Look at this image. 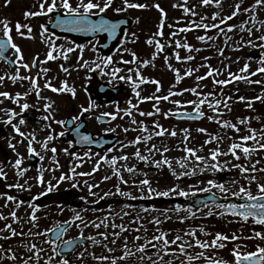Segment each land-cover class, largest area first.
I'll use <instances>...</instances> for the list:
<instances>
[{
    "label": "snow or ice",
    "instance_id": "snow-or-ice-1",
    "mask_svg": "<svg viewBox=\"0 0 264 264\" xmlns=\"http://www.w3.org/2000/svg\"><path fill=\"white\" fill-rule=\"evenodd\" d=\"M10 0H5L7 5ZM38 9L36 11H25V19L31 17H47L49 24L53 28H59L66 32L72 33H88L95 36V34L106 33L109 41L117 38L118 32L121 30V26L127 23L125 19H113L108 17L107 13L112 11L116 14L126 13L129 9H144L149 7L145 3H136L133 0H120V5H116V0H37ZM223 0H199L200 7L214 6L218 9L222 8ZM152 7L156 8L160 12V20L157 25V31L154 32L147 40L146 44L154 46V51L151 52V59L142 58L137 52L125 45L131 43L135 44L139 37L135 32L128 33L124 31V38L119 41V47L111 55H101L96 53V57L93 60H87L84 58V52L86 46L84 44H74L69 42L71 46L65 47L56 43L55 32H49L48 26L45 24L40 25V38L46 45L47 51L44 60L39 59V55L33 57L28 62L25 60L23 50L19 44L15 42L12 35L13 28L10 21L5 18L0 20V26H2V36H0V60L5 61L9 66H15L12 74L5 73L0 75V85L4 84L5 80H10L13 84L18 82L27 81L28 90L24 92H16L14 95L8 91H0V104L4 103V100H10L13 104L18 105L19 111L13 108H0V112L4 114L0 117V123L10 126L15 135L8 138V147L15 154L14 160H8L7 164L4 161H0V180L7 181L8 172L5 170L10 165L12 171L15 174L14 183H5L6 189H16L18 192L31 191L32 185L29 183V178H25L26 174L30 171V167H25V156L18 150L17 145L22 144L27 151V158H38L40 162L46 159V154L50 152L51 166L48 169H44L43 165L37 168V175L34 178L37 184L46 185V188L38 193L36 196H32L30 200L20 199L16 195L10 194L8 191L0 192V200L3 203L0 204V221H5L4 226L0 228V240L8 241L15 237H24L28 235L30 237H44L43 244L49 245L51 255L46 257L42 256L45 252L43 247L38 246L35 242H25L21 240L17 250H13L12 247L4 248V245L0 244V261L11 260L18 261L19 264H40L41 259H44V264H74L73 260L69 258V252H71L75 261L78 264H85V256L90 255L96 264H120L121 261L131 259H138L140 264H145V261H150L151 264H174L175 261H179V264H264V246L256 244L254 251H246L248 245L243 241L260 240L264 241V231H258L255 228L252 229V234L244 236L243 230L241 234L237 235L233 232L231 235L223 232L210 233L203 226L189 227L188 229L180 230L174 234L171 231H164L161 225L166 220H170L172 217L170 212L175 213L180 221L184 223L189 219H197V212L201 211L200 208L193 210V205L184 207L180 204H175L170 208L156 209L155 207L149 208L144 205H140V212L145 214L150 211H159L164 220H161L159 216H153L149 223L155 225V231L149 238L147 236L148 228L142 222L144 217L139 213L131 219L128 224L115 223V218L119 217L121 220L124 217L131 215L129 211L125 209L135 208L130 203L132 200H152L155 197H169L171 194H176L182 197L195 196L197 192L215 193L212 189H217L228 200L226 203H216L213 201V206L208 208L207 212L202 215L210 217L216 215L218 217L232 216L238 218L236 221L248 223L251 221L254 225H260L264 227V179L261 178V173H264V167H258L262 163L260 159H253L254 156H258L261 152H264V125H261L259 129L251 127V117H237L236 122L233 123L231 119L223 118L226 113L232 111L231 102L233 97L225 94V86L238 81H243L247 84L264 85V79L253 80L252 77L260 75L264 77V20L258 19L259 12H264V0H253V2L245 6V0H237L232 11L228 15H222L221 11L212 12L209 17L207 14L202 15L196 10V5L191 7L188 5V0H184L183 3L173 4L174 8L182 9L186 17L190 16L198 19H189L187 24L183 27L175 28L169 33V38L166 42H162L161 38L164 37V27L167 17V13L160 6L159 3L153 4ZM52 14V15H50ZM247 14L248 19L242 20L239 25L229 24L228 21L233 20L241 15ZM95 17V18H94ZM211 20V23L207 22ZM135 23H139V18H136ZM180 21H177L179 24ZM223 25L224 27H221ZM251 25V26H248ZM169 28H174L169 24ZM26 29V31H25ZM203 30V35H197L196 39L204 44H209L210 47H215L214 41L218 36H224L225 46L232 40V36L228 33H232L235 30L247 33V39L241 37L239 41H236L232 46L233 51H239L243 47L250 49H260L259 57L248 56L243 67L239 69L237 73H233L230 70L229 65H225L224 69L213 68L211 64L206 63L211 57H203L204 64L198 65L193 68L187 66L184 68L183 73L180 68L174 67L170 62V56L164 55V63L168 70L173 72L175 76V83L169 88L167 95H156L161 91V82L158 79L144 76L142 69L151 65L156 67L155 60L157 57L165 51L166 47H173L171 56L175 58L178 63L187 65L188 62L195 59L191 54L193 51L200 52L204 49L194 47L187 42L186 37L182 41L179 37L181 33H188L193 30ZM215 29L216 35H209L208 33ZM16 34L23 39H35L33 35V29L28 23L17 22L15 25ZM256 33H262L256 35ZM259 41V43H257ZM91 45V50L96 52V44ZM105 47L108 45L105 44ZM183 48L188 55L181 56L179 49ZM79 51V55L76 56V70L85 69L88 73H93L99 70L101 76H107L109 78L108 83L113 85L114 83L123 82L128 85L131 93L136 99V103H133L132 99L127 101L129 107L121 108L119 104L116 105L115 112H103L100 116L96 117V120L100 123H110L118 118L124 119L125 116L130 118V125L123 127L125 134L129 132H136L137 135L125 141L117 140L116 144L108 147L104 155L99 153H92L91 150L85 151L83 156L76 152H70L69 148L58 149L54 144L50 147V143L56 140L58 137H63L69 129L65 128L63 131L54 134V130L44 137L43 140H38L36 130L31 132H25L21 126L27 124L25 113L30 108L35 107L28 102L27 98L35 93L37 101L45 100L43 110L47 115L41 117L42 120L50 121L47 128H52V122L64 126L66 124H74L75 127L71 129L76 135L75 143L79 145H92L103 144L104 141L94 139L93 136L82 133L80 131L83 126L79 123L81 115L83 113L93 112L98 107L96 102L91 98L87 101V106L81 105L80 114L73 115L70 120H55L53 116V104L49 98L42 95V89L39 84V79H44L43 88L50 89L55 93H70L73 98L76 96V88L70 86L67 80H63L59 87L54 86L51 80L47 77V73L50 71L48 67H40L39 71L33 75L31 70L37 68L38 65H45L48 61H56L61 59L68 61L71 57L70 54H74ZM224 48H217V52L220 56L224 55ZM12 52L15 56L14 59L10 58L7 53ZM124 54L131 56V59H124ZM119 55V61L115 57ZM230 59V58H229ZM239 57L236 62L239 63ZM255 59L257 67L252 70L251 63ZM125 66L134 65L135 67L121 68L119 65ZM207 68V72L204 75H197L195 77L196 84L191 88H184L175 90L177 84H179L185 77H192L195 73L199 72L200 68ZM60 68L65 73H69V68L64 64L60 65ZM21 69L27 72V75L21 74ZM223 71H227L228 79H220ZM126 73V74H121ZM211 79L213 90L204 92L202 89L207 85H203L201 82ZM144 84L155 85L154 93L152 95L143 96L141 94V86ZM103 91V88H101ZM239 92V89H236ZM185 93H191L196 99L189 100H177L170 99L176 96H183ZM238 102L245 103L246 108H253L255 101L264 102V89L261 94L248 98L244 95L236 96ZM144 101H155L152 104V111H142L139 109L140 103ZM161 101H168L175 106L168 111H163L159 104ZM192 106V112L187 111L188 106ZM211 112L208 114L204 111V107ZM134 111L141 117H153L162 115L165 119L169 117H175L176 119H188L199 120L206 118L208 121L215 122L221 129L231 130L236 133L235 136H228L219 133H209L206 128L200 127L196 131L204 134L206 138L203 143L198 147L190 146L192 140L191 130L189 128H182L179 131L173 126L172 128L164 127L158 120H153L152 124H147L144 120H137L134 116ZM123 112V115L120 113ZM102 117H110L109 121H104ZM259 120L260 117H255ZM243 130L246 132L244 135H240ZM120 127V125H117ZM105 132H115L116 128L108 127L104 129ZM181 136L180 142L175 145V149L184 153L181 157L169 158L166 154L171 152L173 148L169 147L166 143H163V139L166 137L175 138ZM16 136L20 137V140L16 143L13 141ZM231 141L227 150L221 148V144L225 141V138ZM155 138H161V143H153ZM26 142V143H25ZM71 147L72 141H69ZM215 144V147H208ZM35 145H39L42 151H38ZM141 145L143 148H141ZM134 148L135 150L129 154L125 151L127 148ZM58 151H63L66 155L70 156L75 163L69 167L68 172H62L58 177L55 176V171L60 167L57 159ZM206 155H200L201 152H205ZM42 152L44 154H42ZM119 152V155H109V153ZM159 157L158 159L156 157ZM230 156L231 160H220V157ZM84 158L89 161L94 159V165L89 172H78L76 169L84 163ZM135 159L138 162L144 163L146 166L155 167L158 170H162L167 167L172 176L179 180L182 177H197L211 173L215 176L220 172H231L232 170H238L239 178L233 177L228 181H220L217 179H207L205 181H199L201 184H206L205 187H198L197 185H189L188 190H184L179 185H173L172 187L160 191L152 187V182L148 179V173L142 172L139 169L138 164H130L129 161ZM173 161L178 165L181 171H177L173 167ZM235 161V162H234ZM243 161V162H241ZM107 165L111 171L110 175L102 177L100 182L90 183L88 180H84L83 184L88 189L89 196H97L98 194L93 191L94 188H98L100 183L108 181L115 177L116 183L113 185L114 191H106L99 199L89 201L87 197H80L85 201L89 207L83 209H71L73 215L64 221H57L53 226L45 228L41 231H36L39 227L40 217L38 212L42 207L36 201L41 196L51 193L64 181H71L72 188L79 187V177H92L94 173L99 171L103 166ZM45 171H49L53 174L52 180L45 179ZM128 173L133 179L131 182L124 177V173ZM143 175L144 179L137 180L136 176ZM23 181V182H21ZM243 181V182H242ZM138 189L141 195L139 197L134 196L131 191H125L121 185H129ZM255 185V192L252 191V185ZM238 186V187H236ZM235 188V190H233ZM120 196L125 198L126 202L121 207V212L116 213L113 205L109 204L107 207V214L103 218L97 217L96 220L87 219L82 213L88 211L96 212L100 209L98 207H90V205H99L101 200L107 197ZM229 197H235L239 202L232 201ZM21 207H25L26 219H22L18 215V210ZM60 213L64 212V207L58 205ZM204 207H208L207 204ZM3 209H9L5 214ZM218 209V210H216ZM181 212H186L187 215H179ZM27 223L30 227L25 233L23 225ZM14 224H19L20 228L14 227ZM133 225H137L133 227ZM75 227L79 230V234L76 237L65 239V234L70 228ZM88 228L96 229L95 235L89 234L85 236V230ZM104 229V231H101ZM111 229V232H109ZM144 233L141 235L140 233ZM7 233V234H5ZM52 234V238H49L48 234ZM124 233H132L131 239ZM202 234L205 237H211V239H201L198 235ZM171 236V239H169ZM99 237V238H97ZM123 239L121 240V238ZM143 240V243L140 241ZM86 242H90L93 246H99L105 250L108 255L103 253L97 254L95 251L88 252L85 247L80 250L81 245ZM131 245V246H130ZM231 245L232 260H225L219 256V250L227 248ZM23 249V252H20ZM135 249V251L133 250ZM189 249L193 251L190 252ZM199 249V251H195ZM121 251V255H114L117 251ZM151 250V251H150ZM19 252V254H18ZM30 253V255H26ZM137 253L140 255L137 256ZM153 255L157 259H153ZM167 257V259H166Z\"/></svg>",
    "mask_w": 264,
    "mask_h": 264
},
{
    "label": "rangeland",
    "instance_id": "rangeland-1",
    "mask_svg": "<svg viewBox=\"0 0 264 264\" xmlns=\"http://www.w3.org/2000/svg\"><path fill=\"white\" fill-rule=\"evenodd\" d=\"M133 2L136 3H145L147 5H149V7L144 8V9H140L139 13L138 12H133V13H129L131 14L132 18L134 19V21H136V18H139V23H135V26L128 32H135L136 35L139 37V39L137 40V42L135 44H127L125 45L128 48H131L133 50H135L137 52V54L139 55V49L141 48L142 44H145L144 41H146L157 29V25L159 24V20H160V12L152 7L153 4L159 3L160 6L165 10V12L167 13V17H166V21L173 25L176 21L173 20V16L177 17L180 16L182 18L185 19V24H187L189 19H198V17L193 18V17H186L182 11V9L180 8H174L173 4H178V3H183L184 0H133ZM237 2V0H223V4H222V8L218 9L214 6H209V7H200L199 6V0H188V5L191 7L192 5H196V10L198 12H200L202 15L207 14L209 17L211 16L212 12L214 11H221L222 15H228L231 13L232 8L234 7L235 3ZM253 2V0H245V6L251 4ZM116 5L119 6L120 5V0H116ZM38 9V3L37 0H10V2L6 5L5 4V0H0V20H3L5 18H7L10 21V24H14V26L16 25L17 22L20 23H28L30 24L33 29V35L35 36V39H28V41L36 44L38 41H41L40 38V27L36 28V25L38 24L37 21L42 20L43 17H31L29 19H25L24 17V13L25 11H36ZM134 11V10H133ZM111 13V11L108 12V14ZM113 14V13H111ZM116 14V13H115ZM122 13L116 14V15H121ZM248 19V15L244 14L242 15L241 20H235L233 18V20L228 21L229 24H236L239 25L240 22L242 20H246ZM258 19L260 20H264V12H259L258 15ZM174 21V22H173ZM173 22V23H172ZM209 23H211V20L209 19V21H207ZM174 26V25H173ZM251 26V25H248ZM181 27V26H180ZM183 27V26H182ZM221 27H224L223 25H221ZM168 28V26H167ZM178 28V27H176ZM174 28H169L170 32L171 30H174ZM0 33H2V26H0ZM26 31V29H25ZM235 31H239L238 29ZM204 31L201 30H194L193 34L189 35L186 39H188L189 43L192 44L194 47H198V48H203L205 52H203L201 54V56L199 58H197L195 61H199V65L204 64L205 61L202 59L203 57H211L210 60H208L206 63L211 64V66L213 68H220V69H224L225 65H229L230 68L228 70H230L233 73H237L239 71V69L241 67H243V64L246 62L247 58L249 55L258 58L259 57V53H260V49H250L248 47H243L241 48L239 51H233L232 50V46L235 44L236 41H239L241 39V37H244V39H247V33L246 32H242V34H240V36L236 39L233 38L234 33H228V35L232 36V40L228 42V45L225 46L224 43V36L220 35L217 37V39L214 41L215 43V47H210L209 44L213 43V42H209V44H203L202 42L198 41L196 39L197 35H203ZM209 35H216V30L213 29L211 30L209 33ZM262 33H256V35H260ZM183 33L180 34V39L183 41ZM21 38V37H20ZM169 38V35H167V39ZM166 39V40H167ZM32 43H29L27 41H24V52H25V60L27 59L29 62L32 60V56L30 55V52H28V48L32 47ZM43 43V42H42ZM142 43V44H141ZM257 43H259V41H257ZM27 44V45H26ZM28 46V48H27ZM145 47L147 46L148 51L147 54L151 53L153 50V46H149L148 44L144 45ZM174 47V45H173ZM173 47H169L171 48L170 54L173 51ZM168 48V47H166ZM217 48H224V55L220 56L217 52ZM38 48L33 47V51L34 53H38L37 51ZM180 52L182 51V56H186L188 55V52H184L183 48L179 49ZM114 52V51H113ZM112 52V53H113ZM111 53V54H112ZM195 53V51H193V54ZM110 54V55H111ZM181 54V53H180ZM45 55L40 54V58H44ZM84 56H86L84 54ZM142 58L145 59H149L148 56L146 55H142ZM164 56H159L156 60H155V65L156 67L153 69V73L152 76L147 75L146 73V69H149V67L151 65H149L147 68L142 69V73L144 76L153 78V74L155 75H167L168 74V69L165 66L164 63ZM237 57H239V63L236 62ZM161 58V59H159ZM230 58V59H229ZM87 60H92L93 58L88 56L86 58ZM115 59L117 61H119V55H117L115 57ZM124 59H131V56L128 54H124ZM194 61V60H193ZM212 62V63H211ZM193 63V62H192ZM191 63V64H192ZM194 65V63H193ZM186 65H182V73L183 70L185 68ZM198 66V65H197ZM194 66L193 68L197 67ZM121 68H123V66H120ZM127 67H135L134 65H128L125 66L124 68L126 69ZM257 67V63L255 61V59L252 61L251 63V68L252 70H255V68ZM54 69H56L54 67ZM82 71V69H80V72ZM206 72L207 68L201 67L199 70V74L202 72ZM5 73H9L11 74L5 67H3L0 64V75H4ZM86 74H91L88 73L87 71L83 73L81 78H75V72L72 75H69L68 77L64 76L63 74H59L57 76L51 74L48 75L47 77L49 79H60L59 82L63 81V80H67L70 86H74L76 88V94L78 99H73V101H69V99L67 98V96L65 95H61L59 98L56 97V94H50V92L48 91H42V94L44 97H47L50 99V101L54 102L53 104V110H58L63 107L62 105H66L67 106V110H69V105L70 104H76V105H84L85 104V84H84V78H86ZM97 73H92V75H95ZM121 74H126V73H121ZM25 75V73L23 74ZM197 75V73H196ZM222 75H226L227 71H223ZM86 76V77H85ZM105 78V80H109V78L107 76H103ZM223 77V76H222ZM253 80H257V79H264V77L257 75L255 77H252ZM182 81H184V84L182 86V89L184 88H191L193 86H195L196 84V79L194 76L192 77H185ZM210 81V80H208ZM9 82H11L10 80H5L4 84L0 85V91H8L10 94L14 95L16 92H24L28 90V86H22V85H10ZM175 83V81L173 82V84ZM203 85H207L206 88H203L202 90L204 92H208V91H212L211 87V83L209 84H205V82H201ZM120 85H122L123 87H125L126 89H129L128 85L120 82ZM172 84V85H173ZM147 84H144L141 86V94L143 96H148V95H152V93L150 91H148L146 88H144V86ZM178 85V84H177ZM56 86H60V83H57ZM239 89V92H236V89ZM262 89H264V85H257V84H247L243 81H238V82H233L231 85H229L228 89H225L227 91H225L226 95H230L233 97V100L231 102V106H232V111L230 113H226V115L223 117L225 119H231L233 123L236 122V118L237 117H251L252 119L250 120V124L251 127L253 128H257L259 129L261 127V125H264V102L262 101H255L253 104V108L249 109L245 107V103L243 102H238L236 100V96L238 95H244L248 98H252L254 96L260 95ZM64 94V93H63ZM66 95H70V93H66ZM51 98H53L51 100ZM3 99V98H0ZM62 99V100H61ZM172 99V98H170ZM173 99H177V100H189V99H196L195 96H193L191 93H185L183 96L180 97H174ZM28 102L32 105H35V107L30 108L29 110H27V112H30L31 110H35L36 112H43V114L41 115V117L47 115V113H45L43 111V105L45 102V100H41V102H37L36 100H34V95L31 94L28 98H27ZM133 101L136 103V99L135 97L133 98ZM155 103V101H144L143 103H140L139 105V109L142 111H152V104ZM98 107L96 108V110L99 108H101L103 111L109 112L111 111L112 106L109 103H104V104H97ZM159 107L162 108L163 111H168V109L170 108H175V106L173 104H171L168 101H161L159 104ZM190 110L188 111H192V106H188ZM0 108H13L16 111H19V107L16 104H13L10 100H4L3 104H0ZM204 111L207 112L208 114H211V112L207 109V107H204ZM69 115V111L66 114H63L62 116H67ZM4 114L2 112H0V117H3ZM61 116V117H62ZM259 116L260 119L256 120L255 117ZM41 117H39L41 119ZM135 118L137 120H144L147 124L151 125L153 120H158L164 127L166 128H172L173 126L177 129V131H179L182 128H189L191 130L192 133V137L194 138L192 140V143L190 146L193 147H198L200 144L203 143L204 139L206 138V136L204 134H201L199 132L196 131L197 128L203 127L206 128L208 130L209 133H219L221 135H225V133L227 132L228 136H235L236 133H234L231 130H225V129H221L220 126L218 124H216L215 122H211L208 121L206 118L196 122H187V121H183L182 123H177L174 121L173 117H169L167 119H165L162 115H157V116H153V117H141L138 115V113L136 112V116ZM42 120V119H41ZM44 121V126L43 128L36 132L37 135V139L38 140H43L44 137L49 133V131L54 130V134L60 132V127L59 124H56L54 122H52V128L49 129L47 128V125L50 123V121ZM22 130L25 132H31L33 131L31 129V125L27 122L26 125L21 126ZM123 127H128V126H124V125H120V127H117L118 131L123 132ZM242 127V131L240 133V135H244L246 134V132L243 130V126ZM120 129V130H119ZM15 135V133H13L12 129L10 126L4 125L2 123H0V160L4 161L5 164H7L8 160H14L15 159V154L12 152V150L8 147V138L10 136ZM137 135L136 132H131L128 136H121V141H127L129 139L134 138ZM181 136H177L175 138L172 137H166L163 139V143H166L169 147L173 148V150L169 153H167L166 155L169 158H173V157H181L184 155L183 152L178 151L175 149V145H177L180 140H181ZM17 141H19V136H16V139L13 141V143H16ZM161 138H155L153 140V143H157L160 144ZM231 143L230 140L227 139V136L225 138V141L221 144V148L223 150H227L228 145ZM55 145L58 149H63V148H69V151L71 149V147L68 144L62 143L59 138H57L56 140H54L53 142L50 143V147L52 145ZM215 144L209 145L208 147H215ZM18 150L25 156V163L24 166L28 167L29 165V161L27 159V153L26 150L24 148V146L22 144H18L17 145ZM35 147L37 148L38 151H42L39 147V145H35ZM141 148H143V146L141 145ZM135 149L134 148H127L125 149V151L129 154H131ZM70 152H74V151H70ZM79 155L83 156L84 152H76ZM42 154H44L42 152ZM119 152H114V153H109V155H119ZM206 151L205 152H201L200 155H206ZM51 153L48 152L46 154V159L43 162H40L38 164L37 167L32 168L30 167V171L26 174L25 178H29V183L32 185V189L31 191H24V192H18L16 189H7V191L12 194V195H16L18 196L20 199L23 200H30L32 196H36L38 193H40L41 191H43L46 188V185H39L36 183V181L34 178L37 175V171L36 169L41 167V164L43 165L44 169H48L51 166V161H50V157H51ZM100 155H104V154H100ZM157 159L159 158L158 156L156 157ZM57 159L59 161L60 167L58 169H56L55 171V176H59L62 172L66 173L68 172L69 167L73 166L75 163H77L76 161H74L70 156L66 155L63 151H58L57 153ZM232 158L230 156L225 157L222 156L220 157V160H231ZM253 159H260L262 161V163L260 165H258V167H264V152H261L258 156H254ZM84 163L81 164V166L79 168H77L76 170L78 172H89L91 171L93 165H94V159L92 161H89L87 158H84ZM235 162V161H234ZM243 162V161H241ZM130 164H138L139 165V169L142 172H147L148 173V179L151 180L152 182V187L156 188L160 191H164L170 187H172L173 185H179L180 188L184 189V190H188V186L189 185H197L198 187H205L206 184H201L199 183V181H205L207 179L213 178V179H217L220 181H228L233 177H237L239 178V172L238 170H232L231 172H220V173H216L215 176H213L211 173H205L201 176H199V178L197 177H182L179 180H176L170 170L167 167H164L162 170H158L155 167H149L146 166L144 163L142 162H138L135 159H132L129 161ZM173 167L176 168L177 171H181V169H179L178 165L175 164V161H173ZM5 170L8 172V178L7 181H3L0 180V192L2 191H6L4 185L5 183H14L15 182V174L12 171L10 165L8 167L5 168ZM111 171L108 168L107 165H103L99 171H97L96 173L93 174L92 177H79L77 178L79 180V187L77 188H72L71 184L73 182L71 181H64L61 184L58 185V187L56 188V190H54L51 193H47L44 196H41L39 198L38 201H36L37 203H39L41 206H46V207H42L41 211L38 212V216L40 217L39 220V227L36 229V231H41L45 228L51 227L54 225L55 222L57 221H64V220H68L72 215V211L71 209H83L85 207H89V205H87L85 203V201L81 200L80 197H87L89 201L91 200H95V199H99L100 196L103 195L104 192L106 191H114L113 189V185L117 182L115 177H113V179H110L108 181H104L103 183H100V186L98 188H94L93 191L96 192L98 195L93 197V196H89L88 195V189L84 186L83 181L84 180H88L90 183H97L100 182L102 177L105 175H110ZM261 176L262 179H264V173L258 174ZM53 174L49 171H45V179L46 180H52L53 183H55V180L52 179ZM124 177L125 179L129 180L131 182V180L133 179V177H131L128 173H124ZM135 179L140 180V179H144L143 175H138L135 177ZM23 182V181H21ZM243 182V181H242ZM122 188H124L125 191H131L132 194L134 196L139 197L141 195V193L139 192L138 189L132 188L131 187V183L127 186L125 185H121ZM238 187V186H236ZM235 190V188L233 189ZM256 188L255 185H252V191L255 192ZM212 192L215 193L216 195H219L221 197H224L217 189H212ZM205 192H197L196 195H200L203 194ZM181 198L182 196L176 195V194H171L169 197L166 198ZM191 197H182V198H189ZM230 198V197H229ZM235 198V197H233ZM127 201L125 200V198L120 197V196H112V197H107L104 200H101L99 205H90V207H98L100 210L96 211V212H92V211H88L86 213H82L83 215L86 216L87 219H91V220H96L97 217L99 218H103L104 215L107 214V207L109 204L113 205L114 207V211L116 213H120L121 212V207L124 203H126ZM3 203V200H0V204ZM58 205L63 206L64 207V212L60 213L58 210ZM175 205V204H174ZM77 206V207H76ZM76 207V208H75ZM172 206H170V204H165L164 207H158L157 209H165V208H170ZM214 207L212 206H208L204 209H202L201 211L197 212V219H189L187 221H185L184 223H180L177 215L175 213L170 212L169 215L172 217L170 220H166L164 221V223L161 225L162 230L164 231H171L173 234L177 231L180 230H184V229H188L189 227H197L200 225H203L207 231H209L212 234H215L216 232H223L225 234L231 235L233 232H235L237 235L241 234V229L243 230V235L244 236H249L252 234V229L255 228L258 231H264V227L260 226V225H254L251 223V221H249L248 223H241V222H232L229 223V221H236L238 218H231L229 216H223V217H218L216 215L210 216V217H205L202 214L207 212L208 208ZM218 210V209H216ZM4 213L7 214L9 209H3ZM125 211H129L131 213V215L124 217L123 220H121L119 217L115 218V223L120 224V223H124V224H128V222L133 219V217L136 216L137 213H139L142 217H144L143 219V223L146 225V227L148 228V233L147 236L150 238L151 235L154 233L155 231V225L149 223V221L152 219L153 216H159L161 220H164L163 215L159 212V211H150L149 213L145 214L143 212H140V207L139 208H129V209H125ZM18 215L22 218V219H26V215H25V207H21V209L18 210ZM179 215L184 216L187 215L186 212H181ZM5 221H0V228H2L4 226ZM14 227H16L17 229L20 228L19 224H14ZM137 225H133V227H136ZM25 233H27L28 228L30 227L29 224L25 223L23 225ZM101 231H104V229H101ZM109 232H111V229H109ZM96 233V229L94 228H88L85 230V236L92 234L95 235ZM7 234V233H5ZM79 234V230L76 229L75 227L71 228L66 234H65V239L68 238H72V237H76ZM141 235H144V233H140ZM124 235L129 236V238L131 239V235H133L132 233H124ZM201 239H211V237H205L202 234H199ZM99 238V237H97ZM123 239V237L121 238V240ZM169 239H171V236H169ZM21 240L25 241V242H35L38 244V246L43 247L45 249V252L42 254V256L46 257L47 255H51V252L49 250V245L43 244V240L44 237H30L28 235H25L24 237H15L11 240L8 241H4V240H0V244L4 245V248H8V247H12L13 250H17L19 247V244L21 242ZM140 243H143V240L140 241ZM243 243H246L248 245L247 249H245L246 251H254L255 250V246L256 244H261L262 246H264V241H260V240H252V241H243ZM131 246V245H130ZM87 248L88 252H92L95 251L97 254H105L108 255V253L103 250L101 247L99 246H93L90 242L87 245L81 246L80 250H83V248ZM231 245H229L227 248L219 250V256L225 260H232V256L230 254L231 252ZM135 251V249H133ZM0 251H2V249H0ZM23 249H20V252H23ZM151 251V250H150ZM190 252H192V249H189ZM195 251H199V249H196ZM19 254V252H18ZM122 252L121 251H117L116 253H114V255H121ZM26 255H30V253H26ZM140 254L137 253V256H139ZM69 258L73 260L74 264H78V262L75 261L74 257L71 255H69ZM154 260L157 259V257L155 255H153L152 257ZM167 259V257H166ZM0 264H19L18 261H11V260H3L0 261ZM40 264H44V259H41ZM85 264H96V262L92 259V257L90 255L85 256ZM120 264H140L138 259H129L126 261H121ZM145 264H151L150 261H145ZM174 264H179V261H175ZM197 264H201V262H197Z\"/></svg>",
    "mask_w": 264,
    "mask_h": 264
},
{
    "label": "flooded vegetation",
    "instance_id": "flooded-vegetation-1",
    "mask_svg": "<svg viewBox=\"0 0 264 264\" xmlns=\"http://www.w3.org/2000/svg\"><path fill=\"white\" fill-rule=\"evenodd\" d=\"M12 35H13V37H14V34L12 33ZM18 36V35H17ZM18 38H19V41H20V37L18 36ZM14 39H15V37H14ZM100 40H102V38H100V37H97V38H95V39H93L92 41H90L92 44H97L98 42H100ZM56 42H58L57 44H60V45H64L65 47H68V46H71L70 44H69V42H72L70 39H56ZM74 43V42H73ZM17 44H19L20 45V42H18ZM74 44H80V43H74ZM85 46H86V48H85V52H84V54L86 55V56H84V58L86 59L88 56H90V57H92L93 59H95V57H96V53L98 52V51H96V52H93L92 50H91V45H90V43L89 42H87V43H83ZM20 47L22 48V50L24 49L21 45H20ZM43 50H47V48H45V47H42V45H40L39 47H38V55L40 56V54H42L43 53ZM99 53V52H98ZM13 53L12 52H9L8 53V56L10 57V58H12V59H14L15 58V56H14V54L12 55ZM79 55V51H77L76 53H74V54H70V59L68 60V61H63V60H61V59H58V60H56V61H48L47 62V64H45V65H38V67L37 68H33V70L34 71H39V68L40 67H48L50 70L53 68V66L54 65H56V64H58L57 66H59V69H60V71L61 72H63L64 73V76H66V77H68L69 75H72L74 72H75V75H74V77L75 78H77V77H81L82 76V74L84 73V72H86V70L85 69H83L81 72H80V70L79 71H77L76 70V56H78ZM92 59V60H93ZM61 64H64L66 67H68L69 68V73H65L64 71H62L61 70V68H60V65ZM21 71H24L23 69H21ZM94 73H97V75H96V77H94V75H92L91 76V83H87L86 85H85V87H86V89H87V98L89 99V98H91L92 100H94L95 102H96V104H104V101L105 100H111V102H113L114 103V105H115V107H116V105L117 104H121L122 102H124V101H128L129 99H131L130 97H131V95H130V91H123L122 90V88L121 87H119V86H116L115 88L117 89V93L115 94V95H109V99H106V97L105 96H100V95H98L97 93H96V85L99 83V82H103L104 80L103 79H101V74H100V72H99V70H97L96 72H94ZM39 81H40V86H43V84H44V79H39ZM21 83V82H20ZM51 83H52V81H51ZM72 98L70 99V101L72 102ZM83 106H87V104L85 105H83ZM127 107H129V106H127ZM69 111V115H67V116H62L63 114H66L67 112ZM42 114V112L41 111H39L38 112V116H40ZM53 114L54 115H56V116H58L59 117V119L61 120V119H63V120H65V119H70L73 115H77V114H80V105H74V104H70L69 105V110H67V106L66 105H64L62 108H61V110H53ZM62 116V117H61ZM97 116H100V114H98L97 113V110L96 109H94L93 110V112H89V113H83L82 115H81V119L80 120H82L83 122H85V123H88L89 125H95L96 124V117ZM127 122H129V119H128V121ZM113 123V121H111L110 123H106V124H103L102 126H108V125H111ZM93 131L96 133H98L99 131L98 130H94L93 129Z\"/></svg>",
    "mask_w": 264,
    "mask_h": 264
},
{
    "label": "water",
    "instance_id": "water-1",
    "mask_svg": "<svg viewBox=\"0 0 264 264\" xmlns=\"http://www.w3.org/2000/svg\"><path fill=\"white\" fill-rule=\"evenodd\" d=\"M104 143H107V146H105V147H111V146H113V141L111 142V141H105ZM103 143V144H104ZM103 144H100V146L101 145H103ZM100 146H93V145H84V146H82V147H96V149L98 148V149H101L102 147H100ZM205 198H204V200L201 202V206H204L205 204H211V203H213V201H216V203H226V202H228V200H220V199H218V198H216L215 196H213V195H211V194H207V195H205L204 196ZM192 200L193 199H189V200H185V201H183V202H185L186 204L184 205V207H186L187 206V204L188 203H191L192 202ZM135 204H138V202L137 203H135ZM198 207V206H197ZM49 238H52V234L51 233H49ZM70 253V252H69Z\"/></svg>",
    "mask_w": 264,
    "mask_h": 264
},
{
    "label": "trees",
    "instance_id": "trees-1",
    "mask_svg": "<svg viewBox=\"0 0 264 264\" xmlns=\"http://www.w3.org/2000/svg\"><path fill=\"white\" fill-rule=\"evenodd\" d=\"M241 18H242V15L239 16V17H237L236 19L241 20ZM184 23H185V19H182V26H183ZM191 33H192V31L188 32L187 34L190 35ZM234 34H235V35H234V38L237 39V38L240 36V31H235ZM241 34H242V32H241ZM202 49H203V48H202ZM183 51L186 52L185 50H183ZM203 52H205V51L203 50V51H200V52H198V53L195 52L194 54H193V52H192L191 54L195 57V59H194V61L192 60V61L188 62V64H187L185 67H187V66L194 67V66L196 65L195 60H196L197 58H199ZM192 62L194 63V65H193ZM191 63H192V64H191ZM182 65H183V64H182ZM193 76L196 77L195 74H194ZM222 79H228V78H226V76H224ZM211 84H212V81H211ZM212 86H213V85H212ZM224 90H225V89H224Z\"/></svg>",
    "mask_w": 264,
    "mask_h": 264
}]
</instances>
